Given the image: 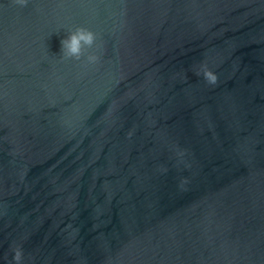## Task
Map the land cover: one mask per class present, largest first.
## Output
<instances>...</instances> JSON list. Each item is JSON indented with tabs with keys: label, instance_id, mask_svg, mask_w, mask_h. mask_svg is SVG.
I'll return each mask as SVG.
<instances>
[{
	"label": "water",
	"instance_id": "95a60500",
	"mask_svg": "<svg viewBox=\"0 0 264 264\" xmlns=\"http://www.w3.org/2000/svg\"><path fill=\"white\" fill-rule=\"evenodd\" d=\"M81 26L97 44L63 58ZM18 246L264 264V0H0V264Z\"/></svg>",
	"mask_w": 264,
	"mask_h": 264
},
{
	"label": "clouds",
	"instance_id": "9594fccd",
	"mask_svg": "<svg viewBox=\"0 0 264 264\" xmlns=\"http://www.w3.org/2000/svg\"><path fill=\"white\" fill-rule=\"evenodd\" d=\"M14 3L19 7L24 8L29 4V0H14ZM97 44V34L86 27H76L70 31L65 39L61 41L62 56L65 59H75L79 61L83 55L85 46L88 48ZM101 57L96 54L87 57V64L96 65L100 62ZM197 76H202L203 79L210 85H216L218 77L215 72L202 64L195 73ZM177 155L183 157L184 151H178ZM186 183V180L183 181ZM12 260L14 264H23L24 250L22 246H18L13 250Z\"/></svg>",
	"mask_w": 264,
	"mask_h": 264
}]
</instances>
